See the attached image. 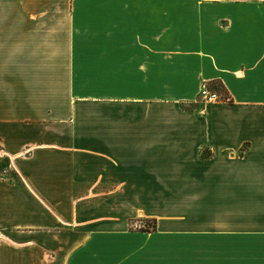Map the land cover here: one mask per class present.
Instances as JSON below:
<instances>
[{
	"label": "crops",
	"instance_id": "1",
	"mask_svg": "<svg viewBox=\"0 0 264 264\" xmlns=\"http://www.w3.org/2000/svg\"><path fill=\"white\" fill-rule=\"evenodd\" d=\"M0 264H264V0H0Z\"/></svg>",
	"mask_w": 264,
	"mask_h": 264
},
{
	"label": "rangeland",
	"instance_id": "2",
	"mask_svg": "<svg viewBox=\"0 0 264 264\" xmlns=\"http://www.w3.org/2000/svg\"><path fill=\"white\" fill-rule=\"evenodd\" d=\"M215 88L216 89H215L214 92L218 94L219 99H224L225 96L223 94V91H222L221 87L217 85V86H215ZM205 153H207V152H205ZM139 226H140V228H139ZM154 227H155V224L151 220L140 221V220L137 219V220H133V221H131L129 223V228L130 229H134V230L149 231V230H153Z\"/></svg>",
	"mask_w": 264,
	"mask_h": 264
},
{
	"label": "built area",
	"instance_id": "3",
	"mask_svg": "<svg viewBox=\"0 0 264 264\" xmlns=\"http://www.w3.org/2000/svg\"><path fill=\"white\" fill-rule=\"evenodd\" d=\"M200 97L204 100L205 103H213L219 100V96L215 92L209 91L206 86H202L199 92ZM137 227V226H136ZM140 228V226H139Z\"/></svg>",
	"mask_w": 264,
	"mask_h": 264
}]
</instances>
